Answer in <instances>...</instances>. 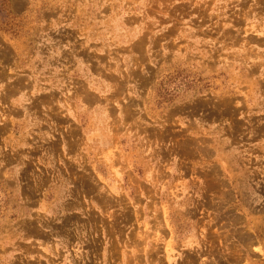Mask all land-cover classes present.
<instances>
[{"label": "rangeland", "instance_id": "rangeland-1", "mask_svg": "<svg viewBox=\"0 0 264 264\" xmlns=\"http://www.w3.org/2000/svg\"><path fill=\"white\" fill-rule=\"evenodd\" d=\"M0 264H264V0H0Z\"/></svg>", "mask_w": 264, "mask_h": 264}]
</instances>
